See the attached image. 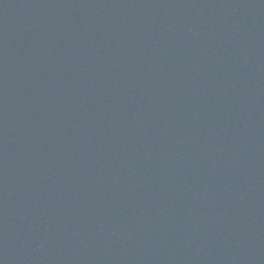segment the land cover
Instances as JSON below:
<instances>
[{"label": "water", "instance_id": "1", "mask_svg": "<svg viewBox=\"0 0 264 264\" xmlns=\"http://www.w3.org/2000/svg\"><path fill=\"white\" fill-rule=\"evenodd\" d=\"M76 264H264V0H188Z\"/></svg>", "mask_w": 264, "mask_h": 264}]
</instances>
